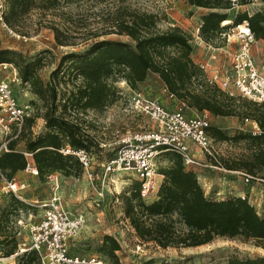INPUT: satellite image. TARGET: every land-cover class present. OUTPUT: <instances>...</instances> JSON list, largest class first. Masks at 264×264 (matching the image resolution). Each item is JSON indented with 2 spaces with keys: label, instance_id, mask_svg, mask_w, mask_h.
Wrapping results in <instances>:
<instances>
[{
  "label": "rangeland",
  "instance_id": "374dc122",
  "mask_svg": "<svg viewBox=\"0 0 264 264\" xmlns=\"http://www.w3.org/2000/svg\"><path fill=\"white\" fill-rule=\"evenodd\" d=\"M38 1L47 3L46 0ZM119 5L154 13L157 17L156 27L159 30L171 27L166 24L168 10L176 12L184 24L173 26L187 33L188 25L186 24L189 17L209 11V9L189 6L184 0H56L53 7L29 9L16 21L13 28L8 27L13 34L0 26V47L16 50L28 60L39 59L40 66L37 68V75L44 83L50 82L60 57L66 53L81 54L98 40H116L133 46L134 42L125 35L104 33L107 27V13ZM246 7L249 11L250 7L253 9L260 7V11L264 13V4L259 0H253V4L249 3ZM240 9L238 7L237 10L236 8L216 10L225 12L227 15V22L220 24L225 26L224 29L207 34H201L199 30H195L193 35L190 34L195 64L198 67L204 65V69L199 67V84L196 86L194 84V86L196 92L200 94H215L234 111L232 116L225 117H213L206 112L211 128L217 130L222 136L221 139L210 136L216 163L225 170L229 168V171H241L257 177L260 181L244 184L240 177L232 173H223L210 168L209 166L215 162L206 160L195 148V157L199 166L184 168L188 171L202 172L201 174L210 180L212 187H218L212 195L209 194L212 187L208 190L204 187V191L207 192L206 196L216 200L244 196L257 215L263 216L264 168H254L253 173H249L241 167V162L251 160L252 154V146L245 138L247 133L243 120L252 118V114L257 116L261 113V109L239 97L231 86L223 90L217 84L210 83L209 76L205 74L206 70L211 74L213 69L224 68L227 65L228 53L234 44L230 42L231 39L228 42L225 41L221 34L228 31V28H231L229 32L235 31L232 26L233 20ZM51 24L60 29V37L66 44L59 45L55 42L53 31L49 27ZM242 26L245 27L243 22L240 27ZM251 52L257 67L264 69V41L254 39L251 43ZM67 64L68 61H65L56 71V75L61 76L64 82H67V78L73 80V71L66 68ZM14 70L16 71L11 65L2 71L0 76H4L9 81ZM120 81H124L123 78L113 73L106 78L105 83L117 90ZM10 87L17 102L30 107L28 116L37 112L38 116L31 125L29 133L32 136L39 134L42 131L39 119L43 112L40 102L34 95V101L28 100L31 93L27 84L13 82L10 83ZM69 88V85L64 87L60 84L56 89L57 113L60 111L63 100L68 96ZM138 89L148 97L157 100L168 110L175 109L178 103L183 101L185 103L183 111L186 116L200 115L205 112L189 107L182 99L176 97L172 100L168 99L155 73H148L144 84L138 85ZM67 115L90 136L91 141L85 143V149L92 157V164L89 168L90 177L85 175L79 167L70 168L69 175L56 172V198L68 214L82 218L79 230L66 242L67 253L70 256L94 257L100 260L101 264H112V259L100 250L104 236L112 237L119 245V249L114 252L117 264H175L183 261L186 264H225L229 258L252 259L264 256L263 240L240 236L230 239L215 237L211 242L201 246L178 249H161L152 243L140 242L124 218L120 201V196L130 194L134 185L137 184L134 174L117 171L105 175L101 166L105 160L113 156L117 141L123 135L149 130L151 123L147 118L131 112L124 98H118L102 111L86 110L78 113L68 111ZM7 139L8 135L2 133L0 128V143ZM23 142L21 138L16 140L19 148L23 146ZM172 161V153L164 152L157 156V184L160 180L163 181L160 173L169 168ZM47 175L45 173L41 176L38 174L32 176L23 170L13 174L11 179L25 186L21 192L22 200H17L7 193L0 181V259L9 258L7 256L9 250L13 251L28 245V228L39 221L42 215L39 204L51 197L53 193ZM152 200L153 198H150L144 202L147 204ZM172 218L176 219L175 216ZM175 226L181 228L178 222ZM30 259L35 264L34 256ZM12 261V264H26L27 260L21 263L19 258H13Z\"/></svg>",
  "mask_w": 264,
  "mask_h": 264
},
{
  "label": "trees",
  "instance_id": "16d2710c",
  "mask_svg": "<svg viewBox=\"0 0 264 264\" xmlns=\"http://www.w3.org/2000/svg\"><path fill=\"white\" fill-rule=\"evenodd\" d=\"M46 1L47 3L38 0H6L4 23L13 28L16 21L29 9L53 7L56 3V0ZM184 1L189 6L209 9L200 16L198 30L201 34L225 28L220 24L227 22V15L216 10L231 8L229 0ZM259 1L264 4V0ZM242 3L245 1L240 0L239 4ZM107 16L104 33L125 35L134 42L133 46L116 40H98L81 54L66 53L60 57L50 82L44 83L37 75L39 59L28 60L16 50L0 48V63L12 65L17 71L19 82L27 84L30 93L40 102L43 109L40 118L44 126L39 134L32 136L29 133L38 116L36 112L26 118L18 137L24 141L23 150H14L18 138L7 143V151L0 155V174L6 180H11L13 174L24 170L26 159L22 152L31 154L30 160L40 176L54 172L69 175L70 168L81 169L76 158L59 152L63 148L85 149V143L91 141L90 136L69 119L67 112L102 111L115 102L119 98L117 90L105 83L106 78L113 73L119 74L132 90H137L135 86L144 82L148 73H155L166 93L186 101L189 107L205 111L213 117L233 115L234 111L215 94L196 92L200 69L190 57L192 47L189 33L176 26L159 30L154 13L130 9L125 5L117 6ZM243 21L254 39L264 41V13L257 11L248 15L246 12H238L232 26L242 24ZM49 27L53 31L55 42L59 45L66 44L60 37V29L52 24ZM65 61H68L66 68L73 71V80L67 78V82L56 75ZM60 84L64 87L69 85L70 88L57 113L56 89ZM256 106L261 109V113L257 116L252 114L250 119L257 123L261 134L245 136L252 146V154L251 160L241 162V167L249 173H253L254 168H264V107ZM207 134L218 139L222 137L211 126L208 127ZM172 160V165L160 173L163 181L157 189L155 199L150 203L146 204L139 198L138 182L130 194L120 196L124 218L140 242L152 243L161 249H178L201 246L215 237L230 239L240 236L264 241V215L258 216L245 199L215 200L206 196L194 173L184 168L180 158L172 153ZM176 222L181 228L175 226ZM118 249L119 245L112 237L102 238L100 250L112 259V264H117L114 252ZM17 251L18 248L9 250L7 256L10 257ZM32 256L35 264H38L37 255L32 251L16 255L14 259L19 258L21 263L27 260L26 264H33L30 259ZM225 264H264V256L252 259L229 258Z\"/></svg>",
  "mask_w": 264,
  "mask_h": 264
},
{
  "label": "built area",
  "instance_id": "2783aa9c",
  "mask_svg": "<svg viewBox=\"0 0 264 264\" xmlns=\"http://www.w3.org/2000/svg\"><path fill=\"white\" fill-rule=\"evenodd\" d=\"M229 1L231 8H236L240 2V0ZM6 7V0H0V26L8 33H12L3 20ZM243 23L247 32H239L237 27L240 24L233 27L234 32H229L231 28L222 32L224 40L228 42L231 39L230 42H233L234 47L229 52L227 65L224 68L213 69L208 81L217 84L223 90L231 86L239 97L264 107V69H259L256 65L251 53V43L254 38L246 22ZM10 66L8 63H0V74ZM199 67L204 69V65ZM13 82H19L14 71L9 81L4 76H0V128L2 133L8 135V139L0 143V155L7 151L6 146L10 140L20 136L30 110L28 105H21L15 99L10 87V83ZM119 84L117 88L119 98L125 99L131 112L147 118L151 128L144 132L123 135L117 141L113 156L105 160L101 168L105 175L117 171L133 173L138 182V195L142 201L150 198L154 200L156 197L159 185L155 179L158 177L156 158L159 154L171 152L180 158L184 167L199 166L198 160L190 150V144L206 160L215 162L209 166L210 168L223 173H232L240 177L244 184L260 181L257 177L241 171L225 170L216 163L211 145L212 139L207 134L210 124L206 112L186 116L183 111L185 108L183 101L179 102L175 109L168 110L142 91L130 89L125 81H120ZM166 96L170 100L174 99L172 94L166 93ZM243 121L248 135L254 137L261 134L255 121L250 119ZM59 152L76 158L83 173L90 177L92 157L85 149L63 148ZM22 154L26 159L23 171L37 176L36 168L30 160L31 154L27 152ZM47 180L51 184L52 196L39 204L42 215L39 221L28 228V245L18 248V251L10 257L14 258L16 255L32 251L37 255L38 264H101V261L94 257L70 256L67 253L66 242L77 233L82 218L68 214L56 198L57 174L49 173ZM0 181L7 193L17 200H22L21 192L25 188L23 183L13 179L6 180L1 174ZM240 199L245 198L241 196Z\"/></svg>",
  "mask_w": 264,
  "mask_h": 264
},
{
  "label": "crops",
  "instance_id": "0c3cea01",
  "mask_svg": "<svg viewBox=\"0 0 264 264\" xmlns=\"http://www.w3.org/2000/svg\"><path fill=\"white\" fill-rule=\"evenodd\" d=\"M253 4V0L252 1H250V2H245V3H242V4H239L237 7H236V10H237V8L238 7H240L241 9H240V11L239 12H246L248 15H251L252 13H254V12H257V11H260L261 9H260V7L259 8H257V9H253L252 7H250V11H249V9H248V7H246L248 4ZM262 3V2H261ZM263 4V3H262ZM202 14L201 13H198V14H196V15H191L190 17H189V19H188V23L186 24V26L188 25V33L189 34H191V35H193V31H195L196 30V28H198L199 26H200V23H201V20H200V16H201ZM180 15H178L176 12H171V11H169L168 10V12L166 13V24L167 25H169V26H173V25H177V26H183V24H184V22H183V20L179 17ZM0 48H9V47H0ZM252 53V52H251ZM228 56H229V53H228ZM190 57H191V59H192V61L195 63L196 62V60H194V49L192 48V50H191V53H190ZM229 58V57H228ZM223 68V67H222ZM15 71V70H14ZM210 71H207L206 70V76L208 77L209 76V73ZM15 73H16V71H15ZM144 82H145V80H144ZM144 82H142V83H140V84H144ZM140 84H137L136 86H135V89H137V90H139L138 89V85H140ZM32 96L33 95H31L30 94V97L28 98V100L29 101H34L35 100V97L34 98H32ZM40 120V127L42 128V130H44V126H43V121H42V119H39ZM85 133H87V132H85ZM35 135V134H34ZM189 147H190V150H191V152H192V154L195 156V152H196V150H194V147L190 144L189 145ZM14 150H16V151H22L23 150V146L21 147V148H19L18 147V145L17 144H15L14 145ZM196 158V157H195ZM197 159V158H196ZM193 173H194V175H195V177H196V180H197V183H198V185L200 186V188L203 190V193L206 195L207 194V192H206V190H208L210 187H212V185H211V183H210V180H208L207 178H205V176L203 175V174H201L200 173V171H198V170H191ZM161 178H162V176H160ZM159 183H161V180H160V182H158V184ZM204 187H205V191H204ZM218 189V187H212L210 190H211V193H209L210 195H212L213 194V191L214 190H217ZM218 193V192H217ZM216 194V193H215ZM216 200V199H215ZM166 249V248H165ZM1 261H0V263L1 264H6V263H9V264H12L13 263V257H9V258H7V259H0Z\"/></svg>",
  "mask_w": 264,
  "mask_h": 264
},
{
  "label": "bare ground",
  "instance_id": "6f19581e",
  "mask_svg": "<svg viewBox=\"0 0 264 264\" xmlns=\"http://www.w3.org/2000/svg\"><path fill=\"white\" fill-rule=\"evenodd\" d=\"M226 23V22H224ZM241 25H238L237 29L239 30V32H247L246 28L244 26L240 27ZM156 179V177H155Z\"/></svg>",
  "mask_w": 264,
  "mask_h": 264
}]
</instances>
